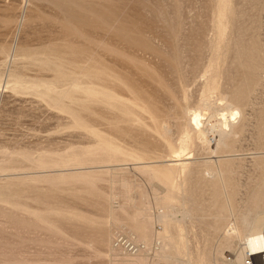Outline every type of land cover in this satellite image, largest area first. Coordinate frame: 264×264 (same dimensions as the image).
<instances>
[{
    "label": "rangeland",
    "instance_id": "1",
    "mask_svg": "<svg viewBox=\"0 0 264 264\" xmlns=\"http://www.w3.org/2000/svg\"><path fill=\"white\" fill-rule=\"evenodd\" d=\"M90 1L109 28L93 18L77 34L47 2L0 0V264H124L139 255L141 264H216L211 238L232 231L233 219L208 216L201 184L190 196L171 195L170 184L179 164L219 166L236 189L230 203L220 197L229 207L263 183L264 0H227V48L228 35L213 33L221 0ZM67 47L73 53L54 55ZM255 83L230 152L215 148L211 132L180 148L194 111L204 125L221 121L236 87ZM179 228L191 231L188 257L177 251ZM221 253L229 261L233 252Z\"/></svg>",
    "mask_w": 264,
    "mask_h": 264
},
{
    "label": "bare ground",
    "instance_id": "2",
    "mask_svg": "<svg viewBox=\"0 0 264 264\" xmlns=\"http://www.w3.org/2000/svg\"><path fill=\"white\" fill-rule=\"evenodd\" d=\"M33 1H44V2H47L50 5H52L56 9V11H57L56 13H58V17H56V19L58 18V22H60L59 21V19H60L62 24L65 27L67 26L68 28H71L77 34H81L80 33L81 31L78 32V29H79L78 25L81 24L83 21L89 22V20L95 18V19H98L100 22L101 21L105 22L106 25L109 24L108 20H110V19L106 20V17L104 16V14L101 13L100 9L98 10L95 7V5L90 0L82 1V2H80L81 0H33ZM221 2H223V4H222L223 7L221 5V10L219 11L218 15L214 14V17H215V15L219 17L218 20H214V24L216 25V31L214 29V32H213V29H211V32H213V33L217 32L219 35H221V37H224L225 35H228V38L226 39V41H224L225 39L223 40L225 42V46L227 48L228 46H230L231 43H233L232 36H231V33H230L231 32L230 31V29H231L230 26L231 25H230V20L228 18V12L230 10H229V8L227 7V4H226L227 0H221ZM226 8H228V9H226ZM99 21H97V22H99ZM112 21H110V22H112ZM83 23H85V22H83ZM179 26H180V24H179ZM106 27H108V25ZM174 27H176V26L174 25ZM167 29H169V28H167ZM174 30L175 29H173V31ZM66 32H68V31H66ZM212 37H213V35H212ZM214 40H216V39H214ZM219 40H221V39L219 38ZM210 42H212V41H210ZM223 44L224 43L222 42L221 45H223ZM212 45H213V42L210 45V48H213ZM217 47H219V46L217 45ZM20 49H21L20 46L14 44L12 46V48H10V51L12 52V54H17L18 51H20ZM68 49H69V52H65V50L64 51L60 50L58 52H55L54 55H57L58 56L57 58H60V57L62 58V56H66L67 54L69 55V54L73 53L72 50L70 51V48H68ZM226 51H228V50L226 49L225 52ZM179 53H177V54H179ZM218 54H220V53L218 52ZM227 54H228V52H227ZM70 57H71V55H70ZM226 58H227V56H226ZM73 59H75V58H73ZM210 60H211V58H210ZM240 62H242V61H240ZM211 64H213V63H211ZM237 64H239V63H237ZM212 67H214V66H212ZM217 67H219V66L217 65ZM210 69H212V68H210ZM84 76H86V75H83V76L81 75V78L83 79ZM81 78L79 77L80 80H81ZM208 78H209V76H208ZM79 79H77V80L80 81ZM206 81H207V79H206ZM213 81L214 80H212V82ZM214 84H216V80H215ZM217 85L215 86V89H217ZM255 86H256V83L253 84V85H243L242 84V85H238L236 87V90H234V93H232L231 100L228 101L226 114H221V117H219V118H221V121L217 119V121H215V122H207V125L206 124L204 125L205 114L200 113L201 111L200 112H195L194 111L195 113L193 112V114L190 115V118H188L190 120L188 121V119H186L188 121V123L186 124V127H189V129L185 128V130L187 129L185 132H189V133L192 132V133L190 135L188 133H185L184 138L182 139V141H180V148L183 149L182 147H184L188 143H190L193 140V138H195V139L199 138L200 140H202L203 137L200 135V132H211L210 134H212V136H213L212 139L214 140L215 148H218L222 152H230V149H231V147H229L230 142L232 141V139L238 133L242 132L244 130L245 126H246V121H247V116H248V114H246V112L251 107V101H250L251 98L250 97H251L252 93L255 90ZM211 87H212V84H211ZM213 88H214V86H213ZM213 88H211V89H213ZM215 89H214V91H216ZM207 90H209V87H208ZM211 93H213V91ZM203 94H205V93L203 92ZM89 95L93 96V98L97 97L98 95L101 96V94H99L97 92H94V91L90 92ZM131 107H134V109H138V110H141V111L144 109L142 106H137L135 104H132ZM204 108H206V106ZM201 110H202V108H201ZM258 112H259L258 117H259V121H260L259 127L263 128L264 127V102L262 104V107H261L260 111H258ZM187 116L189 117V115H187ZM74 123H76V122L74 121ZM161 128L164 129L165 126H161ZM101 140H102L101 143L103 145H105V146L111 145V142H109L105 138H102ZM190 144H192V143H190ZM186 150H187V147H186ZM182 152H184V151H182ZM177 153H179V152H177ZM128 157L129 158H133V159L135 158L136 160L140 159V158H138V157H136L135 155H132V154H128ZM226 172L228 174L230 173L228 171L223 170L219 166L213 167V166H208V165L204 166L203 165V167H200V168H196V167L193 168V167H190L186 163L179 164L178 171L174 172V174L176 173V175L175 176L173 175L174 177H172V179H171V184H170V186H171V195L175 196V195H186L187 194V195L190 196V195H192V193L196 189V187L199 184H201V188L199 187L197 189V192L199 194V199L201 200V204H203V203L206 204L207 203L208 206H209L208 207L209 208V215L208 216L211 215V218H213V216L214 217L217 216L216 218L219 217V219H220L222 215H225L226 217L233 219V223H234L235 226L233 227L232 231H229V232L225 231V233L221 237L219 236L218 238H214V237L211 238L212 241L215 240L218 243L217 246H216V250H215V253H216V256H215L216 264H243V263L245 264V262H246L245 257H248L247 260H250V257H253V256L258 257V261H257L256 264H264V200H263V195H264V179L263 178H264V175H263L262 180H261L263 183L260 182L261 184L257 188L254 187V188H256V190L254 192H251V194H249V196L248 195L246 196V197H248V198H246L247 200L245 199V201H244V199H243V203L241 202L242 204L241 203L240 204L237 203L239 207L235 206V205H231V204L228 207V206H226L224 204H220V197L224 196L226 204L230 203V199L232 198V195L236 191V189L234 191V185L232 183V176L231 177H226L225 176ZM260 178H258V179H260ZM255 186H257V185H255ZM203 206H205V205H203ZM203 208H205V207H203ZM238 209H239V213L237 215L238 219L236 220L235 219V212H237ZM225 216L223 217L224 219H226ZM216 218L214 219L215 222H216ZM227 219L226 220H222V221L223 222L227 221ZM211 222H212V220H211ZM220 222L221 221H219L217 219L218 225H219ZM217 223H216V225H217ZM237 223L239 224V227H238ZM212 224H213V222H212ZM216 230L217 229H215L213 231H216ZM194 231L196 232V230H194ZM190 232H191L190 230H186L184 228H179V229L175 230V235L176 236L174 235L175 236L174 239H175V244H176V247H177V251H178L180 256H184V257L187 256L185 242H186V239H187V235ZM195 232H194V234H195ZM205 232H206V230H205ZM191 236H189V237H191ZM145 237H148V236L146 235ZM163 240H167V239H165V237H164ZM163 240H162V242L159 241V243H157V244L159 246L161 244L163 246H165V243L163 244ZM241 240H243L244 243L242 244L241 247H239L237 245V242L241 241ZM133 243H134V241H133ZM167 243L169 244V241ZM188 247H189V245H188ZM224 248H229L233 252L232 256L229 255L231 257V259H229V261L228 260L227 261H223L224 259L223 260L221 259V255H222L221 252H222V250ZM158 250L159 249H157V251ZM142 252H143V250H142ZM163 252H164L163 253V257L168 262L169 259L171 258V256H170L171 254L170 253H165V251H163ZM188 253H191V252H188ZM143 260H144V258L140 257V255H139V256L133 257V258H126L124 264H141L143 262ZM188 261H190V260H188Z\"/></svg>",
    "mask_w": 264,
    "mask_h": 264
},
{
    "label": "built area",
    "instance_id": "3",
    "mask_svg": "<svg viewBox=\"0 0 264 264\" xmlns=\"http://www.w3.org/2000/svg\"><path fill=\"white\" fill-rule=\"evenodd\" d=\"M249 262H250V260L246 261V263H245V264H249Z\"/></svg>",
    "mask_w": 264,
    "mask_h": 264
}]
</instances>
